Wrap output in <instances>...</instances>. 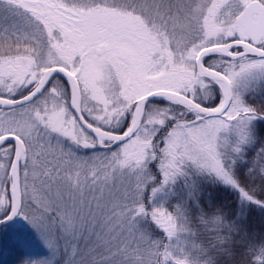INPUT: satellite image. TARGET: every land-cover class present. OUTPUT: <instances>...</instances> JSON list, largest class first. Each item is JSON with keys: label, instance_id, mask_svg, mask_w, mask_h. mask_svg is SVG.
<instances>
[{"label": "snow or ice", "instance_id": "snow-or-ice-1", "mask_svg": "<svg viewBox=\"0 0 264 264\" xmlns=\"http://www.w3.org/2000/svg\"><path fill=\"white\" fill-rule=\"evenodd\" d=\"M257 92L264 0H0V225L31 226L42 264H264V241L232 248L264 208L236 175L254 151L264 188ZM194 176L235 219L193 216Z\"/></svg>", "mask_w": 264, "mask_h": 264}, {"label": "trees", "instance_id": "trees-1", "mask_svg": "<svg viewBox=\"0 0 264 264\" xmlns=\"http://www.w3.org/2000/svg\"><path fill=\"white\" fill-rule=\"evenodd\" d=\"M259 97L260 99H258L257 96V99L253 100V102L251 99L249 102L264 106V95H259ZM259 124H264V121H259L258 126ZM255 154L254 151H246L245 159L241 167L236 170V175L243 184H249L254 187L258 199H264V188H261L260 181H251L247 175V167L243 166L252 160ZM197 198L198 207L196 206L195 212H192L193 216H195L200 209H203L205 212L220 210L228 216L229 220H232L236 218L235 214L241 209L239 194L232 188L221 183L204 188L203 192L200 193ZM241 221L242 230L233 233L232 248L235 250L234 259L237 262L241 261L244 253L247 252L248 241H255L257 243L264 241V208L254 204H245L243 206ZM29 260L41 264L43 261V254L30 246L19 244L13 248L7 261L1 264H25V262Z\"/></svg>", "mask_w": 264, "mask_h": 264}, {"label": "rangeland", "instance_id": "rangeland-1", "mask_svg": "<svg viewBox=\"0 0 264 264\" xmlns=\"http://www.w3.org/2000/svg\"><path fill=\"white\" fill-rule=\"evenodd\" d=\"M262 94L264 95V93L257 92L249 95L247 99L248 101L252 99L253 102V100L257 99V96L258 99H260L259 95ZM193 179L196 184L197 197L203 192L204 188H207L210 185L214 186L216 184H220L207 176H194ZM190 207L191 211L195 212L196 205L190 202ZM226 217L228 218L227 215ZM19 244L30 246L36 251L41 252L43 254V261L56 258L54 254L49 251L39 234L25 221L17 217L10 225L0 229V264L7 261L13 248Z\"/></svg>", "mask_w": 264, "mask_h": 264}, {"label": "water", "instance_id": "water-1", "mask_svg": "<svg viewBox=\"0 0 264 264\" xmlns=\"http://www.w3.org/2000/svg\"><path fill=\"white\" fill-rule=\"evenodd\" d=\"M11 223H12V222L8 223L7 225H0V229L7 227V226L10 225Z\"/></svg>", "mask_w": 264, "mask_h": 264}]
</instances>
